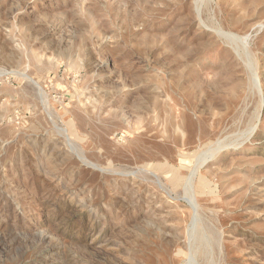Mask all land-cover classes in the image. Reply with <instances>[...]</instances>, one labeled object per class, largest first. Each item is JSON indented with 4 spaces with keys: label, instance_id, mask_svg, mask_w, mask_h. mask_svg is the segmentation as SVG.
<instances>
[{
    "label": "rangeland",
    "instance_id": "374dc122",
    "mask_svg": "<svg viewBox=\"0 0 264 264\" xmlns=\"http://www.w3.org/2000/svg\"><path fill=\"white\" fill-rule=\"evenodd\" d=\"M0 264H264V0H0Z\"/></svg>",
    "mask_w": 264,
    "mask_h": 264
}]
</instances>
